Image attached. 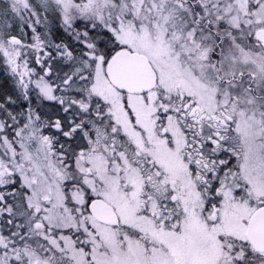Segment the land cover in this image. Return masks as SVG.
Here are the masks:
<instances>
[{
  "label": "snow or ice",
  "instance_id": "6c2138e0",
  "mask_svg": "<svg viewBox=\"0 0 264 264\" xmlns=\"http://www.w3.org/2000/svg\"><path fill=\"white\" fill-rule=\"evenodd\" d=\"M0 264H264V0H0Z\"/></svg>",
  "mask_w": 264,
  "mask_h": 264
}]
</instances>
